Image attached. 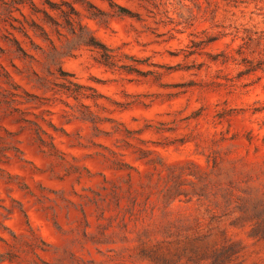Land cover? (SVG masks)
I'll return each mask as SVG.
<instances>
[{
    "label": "rangeland",
    "instance_id": "1",
    "mask_svg": "<svg viewBox=\"0 0 264 264\" xmlns=\"http://www.w3.org/2000/svg\"><path fill=\"white\" fill-rule=\"evenodd\" d=\"M32 1L0 0V264H264V0Z\"/></svg>",
    "mask_w": 264,
    "mask_h": 264
},
{
    "label": "trees",
    "instance_id": "2",
    "mask_svg": "<svg viewBox=\"0 0 264 264\" xmlns=\"http://www.w3.org/2000/svg\"><path fill=\"white\" fill-rule=\"evenodd\" d=\"M31 2H33L31 0ZM102 46H104L101 43ZM100 62L104 64H109L110 63V56L109 55H104L102 59H100ZM68 74L69 76H74L72 73H65ZM61 88L64 90V92L67 93V95H71L76 99H80L81 97H91L95 98L94 95L87 94L84 92V89L86 88V85L74 80L73 78L66 79V82L61 84Z\"/></svg>",
    "mask_w": 264,
    "mask_h": 264
}]
</instances>
